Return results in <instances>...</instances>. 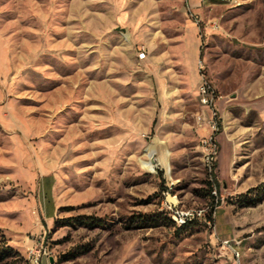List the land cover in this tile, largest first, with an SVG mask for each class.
Here are the masks:
<instances>
[{
    "label": "rangeland",
    "instance_id": "obj_1",
    "mask_svg": "<svg viewBox=\"0 0 264 264\" xmlns=\"http://www.w3.org/2000/svg\"><path fill=\"white\" fill-rule=\"evenodd\" d=\"M198 56L220 96L212 172ZM31 249L264 264V0H0V264Z\"/></svg>",
    "mask_w": 264,
    "mask_h": 264
},
{
    "label": "built area",
    "instance_id": "obj_2",
    "mask_svg": "<svg viewBox=\"0 0 264 264\" xmlns=\"http://www.w3.org/2000/svg\"><path fill=\"white\" fill-rule=\"evenodd\" d=\"M146 52H139V58H145ZM198 71L201 77V83L198 87V96L200 98V102H204V109H201L197 115V120L199 123H202L207 133L201 139L202 149H205L209 152V171L212 172L214 167V162L218 154V143H217V134L220 130V123L218 119L217 107L216 103L219 99V94L216 86L209 79L206 72V64L203 59H198ZM194 216L193 213L187 214V216H182L181 220H186L188 218H192ZM177 220V218H176ZM224 244L229 248L232 254L235 257L240 256V252L238 249L230 244L229 240H225ZM32 256L36 258L37 264L40 261V253H36L31 249ZM43 254H49L47 251H44Z\"/></svg>",
    "mask_w": 264,
    "mask_h": 264
},
{
    "label": "crops",
    "instance_id": "obj_3",
    "mask_svg": "<svg viewBox=\"0 0 264 264\" xmlns=\"http://www.w3.org/2000/svg\"><path fill=\"white\" fill-rule=\"evenodd\" d=\"M207 1H211V0H207ZM157 36H158L157 37L158 39L162 38V37H160L161 36L160 34L157 35ZM164 40H165V38H164ZM176 40H177L178 46H180L182 44V42H183L182 41L183 40V36L181 34H179L176 37ZM197 55H200V51L195 50L194 56L196 57ZM147 57H148V52L146 51L145 59ZM188 58H189L188 55H186V60H188ZM198 59H199V56H198ZM194 72H195L194 80L199 82V84H198V87H199V85L201 83V77H200V74H199V71H198V61L196 63V69H195ZM198 87H197V90H196L197 98H198ZM202 132H204V129L202 130ZM57 209H58V206L56 204H54L52 201H51V203L47 202V204L44 205L42 216H43V219L45 220V222L47 224H50L51 221L54 219V217L56 216ZM39 264H71V263H69V262H59L57 260V258L55 256L51 255V254H41Z\"/></svg>",
    "mask_w": 264,
    "mask_h": 264
},
{
    "label": "trees",
    "instance_id": "obj_4",
    "mask_svg": "<svg viewBox=\"0 0 264 264\" xmlns=\"http://www.w3.org/2000/svg\"><path fill=\"white\" fill-rule=\"evenodd\" d=\"M202 55V54H201ZM253 190V188H251V189H249V191H252ZM214 205H212V207H211V210L209 211V213H208V216H209V218H211L212 219V216H213V213H214ZM183 216H185V215H183ZM188 221H187V219L186 220H183L182 221V223L181 224H186ZM7 248H9V250L11 251V250H13L11 247H7ZM19 254V253H18ZM67 259H63V261H60V262H64V261H66Z\"/></svg>",
    "mask_w": 264,
    "mask_h": 264
},
{
    "label": "bare ground",
    "instance_id": "obj_5",
    "mask_svg": "<svg viewBox=\"0 0 264 264\" xmlns=\"http://www.w3.org/2000/svg\"><path fill=\"white\" fill-rule=\"evenodd\" d=\"M204 103V102H203ZM37 262V261H36Z\"/></svg>",
    "mask_w": 264,
    "mask_h": 264
}]
</instances>
